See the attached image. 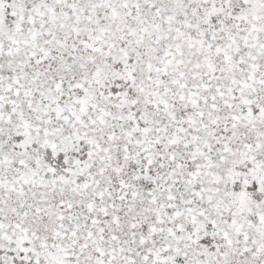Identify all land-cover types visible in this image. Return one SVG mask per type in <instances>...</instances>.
<instances>
[{"label":"snow or ice","instance_id":"obj_1","mask_svg":"<svg viewBox=\"0 0 264 264\" xmlns=\"http://www.w3.org/2000/svg\"><path fill=\"white\" fill-rule=\"evenodd\" d=\"M0 264H264V0H0Z\"/></svg>","mask_w":264,"mask_h":264}]
</instances>
